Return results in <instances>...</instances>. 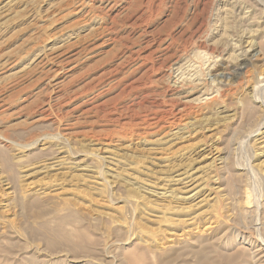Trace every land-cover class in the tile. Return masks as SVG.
<instances>
[{
    "label": "rangeland",
    "instance_id": "rangeland-1",
    "mask_svg": "<svg viewBox=\"0 0 264 264\" xmlns=\"http://www.w3.org/2000/svg\"><path fill=\"white\" fill-rule=\"evenodd\" d=\"M212 78L221 95L185 131L152 125L153 104ZM0 101V264H252L264 248V0H0ZM70 213L90 238L50 247Z\"/></svg>",
    "mask_w": 264,
    "mask_h": 264
},
{
    "label": "bare ground",
    "instance_id": "bare-ground-1",
    "mask_svg": "<svg viewBox=\"0 0 264 264\" xmlns=\"http://www.w3.org/2000/svg\"><path fill=\"white\" fill-rule=\"evenodd\" d=\"M103 1V0H102ZM99 3V2H98ZM106 3V2H105ZM101 4V3H100ZM96 6V5H95ZM91 7V6H90ZM98 7V6H97ZM100 7V6H99ZM92 8V7H91ZM95 8V7H94ZM95 10V9H94ZM97 10V9H96ZM112 37V36H111ZM113 38V37H112ZM153 39V38H152ZM110 40H111V38H110ZM249 41V40H248ZM149 43V42H148ZM150 43H151V41H150ZM149 43V44H150ZM255 43V42H254ZM132 44V43H131ZM253 45V44H252ZM251 46V45H250ZM127 47V46H126ZM146 47V46H145ZM148 48V47H147ZM155 48V47H154ZM163 48V47H162ZM165 48V47H164ZM49 49V48H48ZM250 49V48H249ZM249 49H247V51L245 50V51H243L244 53L243 54H246L247 52H248V50ZM253 49V48H252ZM138 50V49H137ZM137 50H135V51H137ZM163 50V49H162ZM167 50V49H166ZM161 51V50H160ZM168 51V50H167ZM258 51V50H257ZM138 52V51H137ZM159 52V51H158ZM62 53V52H61ZM134 53V52H133ZM169 53V52H168ZM57 54H58V52H57ZM63 54H64V52H63ZM62 54V55H63ZM135 54H137V53H135ZM142 54V53H141ZM160 54V53H159ZM158 54V55H159ZM46 52H44V51H42L39 55H38V57L37 58H39L38 60H40V57H46ZM50 55V54H49ZM47 56L46 57V63L47 62H49L50 64H52L53 66H54V74L56 73V74H58L57 72L59 71V70H62V69H68V67L70 66V64H71V61H70V57H61V56H59V54L58 55H50V56ZM130 54H128L127 56H129ZM167 55V54H166ZM179 55V54H178ZM133 56V55H132ZM163 56V55H162ZM173 56V55H172ZM167 57V59H169V57H171V54H170V56L168 57V56H165V58ZM177 57V56H176ZM246 57V56H245ZM42 58H41V60H42ZM131 58V57H130ZM159 58V57H158ZM248 58V57H247ZM143 59H145V58H143ZM179 59V58H178ZM177 58H172V64L173 65H177L178 63H179V60H178ZM37 60V61H38ZM40 60V61H41ZM45 60V59H44ZM140 60V59H139ZM137 61V60H136ZM135 61V62H136ZM167 61V60H166ZM36 62V61H35ZM143 62V61H142ZM170 62V61H169ZM41 63V62H40ZM45 63V64H46ZM144 63H145V61H144ZM163 63H165V62H163ZM37 64V63H36ZM44 64V63H43ZM151 64V63H150ZM243 65L245 64V62L244 63H242ZM242 64H241V66H242ZM136 65V64H135ZM247 65V64H246ZM52 66V67H53ZM150 66V65H149ZM178 66V65H177ZM240 66V65H239ZM134 67V66H133ZM159 67V66H158ZM184 67V66H183ZM245 67V66H244ZM70 68V67H69ZM146 69H148V68H146ZM246 70V69H245ZM49 71V70H48ZM244 71V70H243ZM194 74V73H193ZM214 77V76H213ZM185 80H187V79H185ZM217 79H215V78H212L211 79V84H214V82L216 81ZM193 81V80H192ZM195 82V81H194ZM187 83V82H186ZM198 83V82H197ZM209 83V82H208ZM176 84V83H175ZM188 84H189V82H188ZM216 84V88L214 89V90H212L211 92H208V93H203L202 94V96H200V98H196V99H194V98H189V97H187V96H181V97H178L177 99H171L170 101H169V103L168 104H165L164 103V105H156V104H153V106L154 107H156L157 108V110H155V111H153V116L151 117L152 118V121H150L151 123H152V125L153 124H156V125H161V128H167V130L168 129H172V128H174V129H177V130H181V129H183L184 130V128H186V126H187V124H188V121H187V117L192 113H194L193 112V104L194 103H202V102H204V103H206V102H209V101H212L213 99H215L216 97H218V95L220 96L221 95V91L223 90V87H222V80H217V83H215ZM57 86V85H56ZM54 87H55V85H54ZM53 88V87H52ZM56 88V87H55ZM54 88V89H55ZM57 88H58V86H57ZM171 88V87H170ZM183 88V87H182ZM172 89V88H171ZM174 89V88H173ZM193 89V88H192ZM201 90V89H200ZM52 92V91H51ZM57 92V91H56ZM172 92V91H171ZM179 92V91H178ZM185 92V91H184ZM185 94H187V93H185ZM51 95V94H50ZM178 95V94H177ZM175 96V95H174ZM2 101H4L3 99H2ZM47 101V100H46ZM5 102V101H4ZM0 103H1V101H0ZM46 103V102H45ZM2 104V103H1ZM43 105H45V104H43ZM50 105V104H49ZM200 105V104H199ZM1 106V105H0ZM3 106V105H2ZM152 106V107H153ZM159 107H161L160 109H158ZM42 108V107H41ZM46 107H44V109H45ZM48 108V107H47ZM43 109V110H44ZM49 109V108H48ZM42 110V111H43ZM50 111V110H49ZM48 112V111H47ZM42 113V112H41ZM49 113V112H48ZM45 114H47V113H45ZM195 114V113H194ZM193 114V115H194ZM44 115V114H43ZM45 116V115H44ZM43 117V116H42ZM46 117H47V115H46ZM49 118V117H48ZM194 118V117H193ZM193 120V119H192ZM191 121V120H190ZM195 121V120H194ZM148 122V121H147ZM71 123H73V122H71ZM138 123V122H137ZM145 123V122H144ZM191 123V122H190ZM143 124V123H142ZM70 125V124H69ZM73 125V124H72ZM140 125H141V123H140ZM144 125V124H143ZM145 125H147V124H145ZM148 126V125H147ZM151 126V125H150ZM66 128V127H65ZM149 129H151V128H149ZM156 129V128H155ZM259 129H260V127H256V129L254 130V132L252 131V133L251 134H253V133H256V132H259ZM154 130V129H153ZM161 130V129H160ZM166 130V129H165ZM166 130V131H167ZM71 131V130H70ZM156 131H157V129H156ZM172 131H174L173 129L171 130V132ZM185 131V130H184ZM165 132V131H164ZM58 133H59V131H58ZM68 133V132H67ZM71 133H72V131H71ZM167 133H169V132H167ZM175 133V132H174ZM57 134V133H56ZM56 134H55V136H56ZM63 134H65V133H63ZM54 135V134H53ZM52 135V136H53ZM179 135V134H178ZM254 135V134H253ZM60 136V135H59ZM58 136V137H59ZM65 136V135H64ZM68 136H70V135H68ZM251 136V135H250ZM57 137V138H58ZM66 137V136H65ZM168 137H170V136H168ZM253 137V136H252ZM63 138V137H62ZM67 139V138H66ZM108 139V138H107ZM110 139V138H109ZM57 141H58V139H56ZM64 140H65V138H64ZM110 141V140H109ZM38 142V141H37ZM60 142V141H59ZM264 141H259L258 142V144H261V143H263ZM61 143V142H60ZM204 143V142H203ZM203 145V144H202ZM27 146V145H26ZM28 146H30V145H28ZM59 150V149H58ZM62 150V149H61ZM51 156V155H50ZM59 157V156H58ZM63 157V156H62ZM61 157V158H62ZM55 158V157H54ZM57 158V157H56ZM59 158H57V160H55V161H53V162H51L50 164H49V166L47 165V166H45V168L47 169L48 167H50V168H57V167H59L60 165V160H58ZM102 159V158H101ZM5 160V159H4ZM6 161V160H5ZM6 163V162H5ZM222 164V163H221ZM62 165V164H61ZM43 168H44V166H43ZM179 176H176V179H174L175 181H179V183L180 182H182V181H184L185 180V182H183L184 183V185L185 184H192L193 182H195V181H197V178L196 177H193V174H187V172H184V173H179L178 174ZM178 177V178H177ZM9 179V178H8ZM192 181V182H191ZM166 182V181H165ZM191 182V183H190ZM2 183H3V186H6V189H8V190H12V185L10 184V182L7 180V179H5V180H3L2 181ZM187 184V185H188ZM195 188H197V186H193V187H191V188H189L188 189V187H186V192H190L191 190H193V189H195ZM184 189V188H183ZM7 190V191H8ZM197 191V190H196ZM196 191H194V193L193 194H189V196L188 197H192V195H196L195 193H197ZM10 194H13L14 193V191L12 190V191H8ZM170 192V191H169ZM185 192V191H184ZM199 193V192H198ZM166 194V192H164L162 195H165ZM17 195V194H16ZM168 196V195H167ZM187 197V198H188ZM43 209V208H42ZM41 209V210H42ZM44 210V209H43ZM60 211V210H59ZM33 212V211H32ZM39 212V211H38ZM48 212H50V211H48ZM55 212V211H54ZM33 213H35V212H33ZM46 214V213H45ZM52 214V213H51ZM44 215V214H43ZM77 214H74V213H70V214H66V215H64V216H60V217H58L57 219H56V221H55V228H53L54 230L50 233V238H47V240H48V245L50 246V247H53L56 243H57V241L58 240H60V241H64V242H68L69 240L71 241V240H73L74 238H80V240L78 241V243L75 245L77 248H79V247H82V246H85L84 245V243H85V241L87 240V239H89L90 238V236L89 237H86V236H88V235H82V233L80 232V230L79 229H74V230H72V231H67L66 230V225L68 224V223H70V222H74V221H77V219H78V215L76 216ZM32 216V215H31ZM30 217V216H29ZM85 217V216H84ZM81 218H83L82 216H81ZM30 219H31V217H30ZM4 220V219H3ZM52 221V220H51ZM87 221V220H86ZM86 221L84 220V222L86 223ZM85 223H84V225H85ZM32 224V223H31ZM38 224V223H37ZM51 224V223H50ZM42 228H43V231L45 232L46 231V223H42V224H39ZM38 226V225H37ZM2 227V226H1ZM15 227V226H14ZM82 227V226H81ZM4 228H5V226H4ZM86 228V227H85ZM6 229V228H5ZM30 229V228H29ZM38 229H40V228H38ZM208 229V228H207ZM13 230V229H12ZM3 231V230H2ZM90 231V230H89ZM12 232V231H11ZM11 232L10 233H8V234H11ZM41 232V231H40ZM31 233H32V231H31ZM35 233V232H34ZM43 233V232H42ZM48 233V232H47ZM13 234V233H12ZM2 235V234H1ZM251 235V234H250ZM250 235H249V240L248 241H250L251 240V238H250ZM1 237V236H0ZM6 237V236H5ZM15 237V236H14ZM37 237V236H36ZM47 237H49V235H47ZM96 237V236H95ZM247 237V236H246ZM16 238V237H15ZM43 238V237H42ZM7 239V238H6ZM12 239V238H11ZM93 239V238H92ZM91 239V240H92ZM21 240V239H20ZM11 241V240H10ZM110 241H113V240H110ZM93 242V241H92ZM95 242L96 243H98L97 242V240H95ZM115 242H116V240H115ZM255 241L254 240H251L250 241V245L251 246H255V243H254ZM11 243V242H10ZM114 243V242H113ZM8 244V243H7ZM87 244V243H86ZM263 245H264V243H262ZM88 245V244H87ZM106 245H107V243H106ZM111 245V244H110ZM109 245V246H110ZM3 246V245H2ZM1 246V247H2ZM12 246V245H11ZM58 246V245H57ZM64 246V245H63ZM257 246V245H256ZM1 247H0V249H1ZM26 247V246H25ZM104 247H106V246H104ZM6 248V247H5ZM108 248V247H107ZM3 249V248H2ZM37 249V248H36ZM45 249V248H44ZM104 249V248H103ZM264 250V248H262V247H260V246H258V248L255 250V251H251V248L250 249H248V251H249V253H248V258H250V260H251V262H252V264H258V263H261V262H259V260L260 259H258V258H256V256H257V252L256 251H263ZM6 251H7V249H5ZM11 250V249H10ZM23 250V249H22ZM56 250L57 249H55V252L54 253H56ZM45 251H47V250H45ZM107 251H108V249H107ZM106 251V252H107ZM11 252V251H10ZM50 252V251H49ZM59 252V251H58ZM103 252H104V250H103ZM105 252V253H106ZM2 253H3V251H2ZM8 253V252H7ZM51 253V252H50ZM49 253V254H50ZM62 253V252H61ZM65 253H67V252H65ZM108 253V252H107ZM13 254V253H12ZM11 254V255H12ZM23 254V253H22ZM57 254V253H56ZM63 254V253H62ZM259 254V253H258ZM14 255V254H13ZM64 255V254H63ZM71 255V254H70ZM96 255V254H95ZM1 256V255H0ZM50 256V255H49ZM89 256V255H88ZM5 257V256H4ZM8 257V256H7ZM47 257V256H46ZM65 258H63L62 259V261H60V263L59 264H62L63 263V261H67V260H70L71 258V262H72V264H92L88 259H85V258H83V257H81V258H76V257H72L71 256V258H70V256L68 257V256H64ZM78 257V256H77ZM86 257V256H85ZM91 257H93V256H91ZM137 257H142L141 256V254H134V253H130V255H129V259H131L132 261H137L138 260V258ZM219 257L220 258H222L223 260L224 259H226V260H229L230 259V256H224L223 254H219ZM8 258H10V255H9V257ZM68 258H70V259H68ZM16 259V258H15ZM25 259V258H24ZM30 259V258H29ZM47 259V258H46ZM45 259V261H46V263L47 262H49V260H46ZM139 260H141V258H139ZM244 260V259H243ZM242 260V261H243ZM246 260V259H245ZM245 260H244V262H245ZM26 261H27V259H26ZM29 261V260H28ZM92 261V260H91ZM241 261V260H240ZM32 262V261H31ZM31 262H30V264H31ZM54 262H56V261H54ZM93 262V261H92ZM1 263V262H0ZM15 263V262H14ZM34 263V262H33ZM44 263V262H43ZM52 263V262H51ZM50 263V264H51ZM66 263V262H65ZM243 263V262H242ZM247 263V262H246ZM245 263V264H246ZM36 264V263H35ZM45 264V263H44ZM197 264H217V262L215 261V260H213V259H211V260H208V259H205V258H203V259H201ZM251 264V263H250Z\"/></svg>",
    "mask_w": 264,
    "mask_h": 264
}]
</instances>
